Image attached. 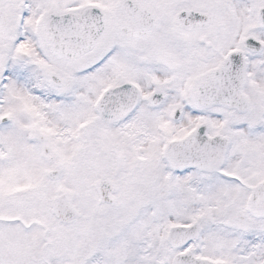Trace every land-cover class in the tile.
<instances>
[{
    "label": "snow or ice",
    "instance_id": "snow-or-ice-1",
    "mask_svg": "<svg viewBox=\"0 0 264 264\" xmlns=\"http://www.w3.org/2000/svg\"><path fill=\"white\" fill-rule=\"evenodd\" d=\"M0 264H264V0H0Z\"/></svg>",
    "mask_w": 264,
    "mask_h": 264
}]
</instances>
